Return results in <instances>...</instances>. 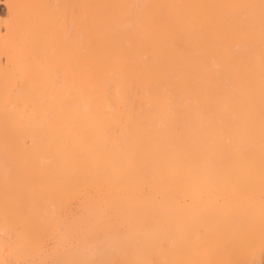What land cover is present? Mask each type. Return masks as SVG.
<instances>
[{"label":"bare ground","instance_id":"bare-ground-1","mask_svg":"<svg viewBox=\"0 0 264 264\" xmlns=\"http://www.w3.org/2000/svg\"><path fill=\"white\" fill-rule=\"evenodd\" d=\"M4 1L0 204L22 235L75 198L188 237L193 264H260L262 0Z\"/></svg>","mask_w":264,"mask_h":264},{"label":"rangeland","instance_id":"rangeland-1","mask_svg":"<svg viewBox=\"0 0 264 264\" xmlns=\"http://www.w3.org/2000/svg\"><path fill=\"white\" fill-rule=\"evenodd\" d=\"M6 14L5 1L0 0V19ZM15 158L26 157L15 155L11 161L10 157L5 159L9 161L5 164L7 174L16 179L20 167L14 164ZM79 207L75 198L56 205L53 213L37 221L27 236L22 235L23 222L11 210V201L0 204V261L5 264H193L189 238L172 232L159 233L160 236L150 232V224L157 221L110 214L84 218ZM108 246L112 247L109 249L112 253L107 259L91 254ZM260 264H264V250Z\"/></svg>","mask_w":264,"mask_h":264},{"label":"snow or ice","instance_id":"snow-or-ice-1","mask_svg":"<svg viewBox=\"0 0 264 264\" xmlns=\"http://www.w3.org/2000/svg\"><path fill=\"white\" fill-rule=\"evenodd\" d=\"M262 4H264V0H262ZM3 29H0V31H2ZM0 264H5V262L0 261Z\"/></svg>","mask_w":264,"mask_h":264}]
</instances>
